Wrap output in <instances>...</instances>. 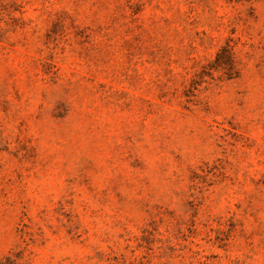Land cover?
<instances>
[{"label":"rangeland","instance_id":"374dc122","mask_svg":"<svg viewBox=\"0 0 264 264\" xmlns=\"http://www.w3.org/2000/svg\"><path fill=\"white\" fill-rule=\"evenodd\" d=\"M0 264H264V0H0Z\"/></svg>","mask_w":264,"mask_h":264}]
</instances>
